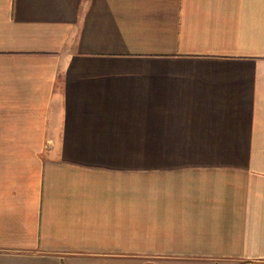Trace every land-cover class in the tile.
Wrapping results in <instances>:
<instances>
[{
    "label": "crops",
    "instance_id": "crops-1",
    "mask_svg": "<svg viewBox=\"0 0 264 264\" xmlns=\"http://www.w3.org/2000/svg\"><path fill=\"white\" fill-rule=\"evenodd\" d=\"M0 264H264V0H0Z\"/></svg>",
    "mask_w": 264,
    "mask_h": 264
}]
</instances>
